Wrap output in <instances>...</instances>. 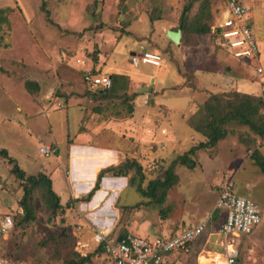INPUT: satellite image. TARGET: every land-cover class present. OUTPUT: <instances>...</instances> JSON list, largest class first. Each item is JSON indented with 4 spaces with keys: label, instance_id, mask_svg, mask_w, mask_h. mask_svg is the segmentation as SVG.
Wrapping results in <instances>:
<instances>
[{
    "label": "rangeland",
    "instance_id": "1",
    "mask_svg": "<svg viewBox=\"0 0 264 264\" xmlns=\"http://www.w3.org/2000/svg\"><path fill=\"white\" fill-rule=\"evenodd\" d=\"M251 1L254 3V0H245L248 5ZM220 7L221 0H0V148L4 147L26 174H50L52 189L60 194L63 203L68 194L64 168H70L73 145L113 149L117 161L102 168L115 166L126 158L139 162L142 167L138 173L134 168L127 171L125 175L128 179L132 176L128 182L133 187L129 185L120 193V201L113 203L115 206L108 203L113 197L112 188H109L103 203L92 208V213L87 216L79 214L86 205L84 201L71 197L68 206L56 207L49 198L46 185L37 184L27 198L32 217L24 220L18 204L22 195L21 180L11 173V165L6 159L0 157V214L11 213L15 221L12 230L0 240L3 255L33 264H67L87 255L88 260L82 264H106L102 249H96L94 235L102 231L99 227L112 219L117 208L120 219H116L109 237L121 233L125 219L130 222L127 225H136L131 233L143 237L164 236L166 233L157 232H174L177 228L207 221L204 233L194 241L190 252L177 255L176 260L181 264H196V256L201 253L200 263L225 264L219 253L222 249L219 236L210 237L203 251L201 247L205 237L215 233L223 220L225 211L216 209L215 203L221 186L232 180L238 194L257 204L261 216L250 234L236 239L238 264H262L264 172L251 154L264 143V137L254 134L247 124L233 117L234 112L230 110L244 99L241 98L243 95L230 91L220 97L224 108L217 114H228L223 123L227 135L216 145L197 150L192 156L196 162L193 168L177 163L174 166L176 180L165 189L159 202L134 187L140 184L145 188L150 180L162 179L164 170L177 154L206 140L186 137L184 119H180L183 114L188 115V111L187 108L180 109L179 104L189 101L188 89L175 92L167 88L146 100V91L138 90L139 86L146 84L128 77L126 88L103 98L96 95L99 87L83 79L86 70L108 75L105 67L115 58L120 69L131 67L142 74L139 78L146 81V75L154 73V86L160 81L163 86L172 85L180 77L169 54L161 55L163 62L157 68L141 63L138 57H133L130 62L131 51L136 56L147 49L167 52L173 44L167 38L166 30L179 27L183 28L182 33L185 32L181 37L183 45L184 38L190 46L201 40L210 43V30L200 37L193 34L204 25L211 29L218 19ZM249 25L253 36L256 34L258 41L262 42L264 13H258L256 20L252 19ZM263 45H260L262 52ZM219 49L215 46V50ZM221 53L227 58L225 51ZM228 57L227 64L232 66L235 59ZM179 66L188 70L180 60ZM242 69L243 73L245 69L246 75L253 77V80L247 79L249 90L261 92L262 85L254 79V68L246 65ZM161 73H164L162 80ZM188 77L194 85L192 75ZM242 79L239 77L238 81ZM25 80L37 82L39 88L29 92L24 86ZM240 89L246 88L241 86ZM139 95L142 104L137 107L151 111L150 115L153 113L156 117L152 119L150 138L149 135L140 136L141 124L139 132L133 135L136 120L125 118L129 116V108L134 110L139 103ZM155 102L161 103L158 109ZM162 104L171 107L169 119L179 132L175 137L162 130L167 126L164 121L168 112ZM95 109H100L102 114L93 115ZM138 110L141 109L137 108L136 113ZM260 111L263 113L264 107ZM204 115L200 104L186 121L190 125V119H201ZM145 118L140 115L139 123ZM120 119L127 121L123 130L114 137V132L107 135L103 122ZM83 133L86 138L79 139ZM41 144L55 146L57 156L42 155L39 152ZM260 150L264 154V144ZM160 194L161 187H157L156 197ZM120 202L132 206L124 207ZM101 209L106 211L101 213ZM113 221L114 217L111 224ZM151 229L155 232L152 233Z\"/></svg>",
    "mask_w": 264,
    "mask_h": 264
},
{
    "label": "built area",
    "instance_id": "2",
    "mask_svg": "<svg viewBox=\"0 0 264 264\" xmlns=\"http://www.w3.org/2000/svg\"><path fill=\"white\" fill-rule=\"evenodd\" d=\"M224 10L219 22L212 27L210 36L216 46L228 55L254 68V79L261 85V96L264 99V68L259 59V48L250 27L251 7L245 0H223ZM141 63L158 66L161 55L155 51H144L139 54ZM83 79L100 88H108L111 78L107 74L92 73L86 70ZM39 152L44 156L56 157L58 150L50 144H41ZM216 209L225 211L218 230L209 233L201 247L203 251L208 239L219 236L222 249L220 255L225 264H238L239 251L236 239L250 234L260 222V209L250 198L237 193L232 180L226 181L220 188ZM207 221L184 227L174 234L153 237H143L134 233H124L109 237L110 231H99L94 235V241L102 243L109 264H181L177 255L190 252L193 243L205 231ZM14 227L11 213L0 214V240ZM214 247V246H213ZM201 251V252H202ZM199 252V251H198ZM196 256V264L200 263ZM0 264H33L24 259L10 258L0 251ZM215 264V262L209 263ZM264 264V261L262 262Z\"/></svg>",
    "mask_w": 264,
    "mask_h": 264
},
{
    "label": "crops",
    "instance_id": "3",
    "mask_svg": "<svg viewBox=\"0 0 264 264\" xmlns=\"http://www.w3.org/2000/svg\"><path fill=\"white\" fill-rule=\"evenodd\" d=\"M249 6L252 7L251 8L252 16L250 18V22L252 19L256 20L258 13H260V12L264 13V0H254V3H252V1H251V2H249ZM224 9H225L224 8V2H223V0H221V7H220L218 19H217L216 23L213 26H211V29L221 19ZM211 29H210V31H211ZM168 30H172V29H168ZM168 30H166V36H167ZM180 30H181V36H180L178 43L173 42L167 36V38L173 44L172 48H168L169 51H167V52H161L160 51L159 52L158 49H154V50H156L155 52H158L160 55L169 54V58H170L171 62H173L174 65L176 66L178 76L180 77V79H179V81L176 80L175 82H173L172 85L163 86L162 85L163 81L162 82L160 81L157 83L156 86H154L155 81H156L154 73L146 75L147 76V81H146L144 79L139 78V75L141 76L142 74L138 73L137 70H135L131 67H126L125 69H120L119 66L115 63L114 57H113L114 59H112V61H111L113 63L107 65L105 67V71L108 72L109 76L111 74H114V73L124 74L127 77H130L132 80L144 82L146 85H143V86H145L147 88H151L149 95H148L147 91L145 90L146 91V98H145L146 100H148V98L150 96L152 98V94L162 93L164 90H167V88H169V90H172L175 92L179 91V90H183V88L188 89L187 95L190 97L189 101L187 102L188 105L186 104V102L179 104L180 109L187 108L186 111H188V115L183 114V116L181 117L180 120L184 119L183 122H184V125L186 127L185 129L187 131L186 137L188 139L193 138V137H197V138L201 139L204 137L200 133L195 131L187 123L186 119L192 113H195L196 109L198 108V105L202 104L210 95L218 94V93H225V92L231 91V92H238L240 94L261 96V92L254 93L252 90H249L250 86L247 84V79L253 80V77L251 75H249V76L246 75L245 69H244V73L242 72V70H243L242 67H246V64H244V62L235 59V62H233L232 66L229 63L227 64V62H229L228 54H227V58H225V57H223V54L221 53V52H224L223 49L220 48L218 51L215 50L216 44H215V42H213V40L210 43H208L207 41L201 40L200 42H197V44H195V46H190V45H187V43L185 42V38H184V45H183L181 43V37H182V34L185 32L182 33L183 29H181V28H180ZM187 34H190V33L188 32ZM205 34H193V35L200 37V36H204ZM254 38L259 45V51H260L259 59H260L262 66L264 68V49H263V52L260 49V45L262 43L264 44V39L262 40V42L258 41V39H257L258 37L256 36V34H255ZM147 51H148V49H147ZM131 52L132 53L130 54L131 55L130 60L127 58L130 62L133 61V59H132L133 57H138L140 54L139 53L136 56L135 55L136 53L134 51H131ZM179 60H180V62H183L187 66L188 70L180 68ZM162 62H163V60L161 58L160 64L156 67L157 68L160 67ZM226 66H228V67L226 68ZM225 69H226V71H225ZM122 72H124V73H122ZM189 75H192V77L194 79V85H192V83H190L191 81L188 77ZM163 76H164V73H161L160 74L161 80L163 79ZM239 77H243L244 79L238 81ZM143 86H141V87H143ZM241 86H245L246 89H240ZM141 87L139 86L138 90ZM99 89H101V88L99 87ZM140 97L141 96L139 95V98H138L139 103H136L134 110L131 111L129 113V116L127 115L125 118L128 119V117H129V119L134 118L136 120V125H135L136 128L134 130L133 135L136 136L137 132H139V127L141 124L142 130H140V136L143 138L144 135H146V136L149 135V138H150L152 131H153V124H154L152 119H155L156 117L154 116L153 113H152V115H150L151 111L143 110V108L137 107L138 104H142ZM155 103H156L155 107L158 109V105L161 103H157V102H155ZM183 104H186V106L181 107ZM162 105H165V104H162ZM151 106H152V104H151ZM165 107L168 109V112L166 115L167 119L164 121L167 124V126L165 125L164 122H162L161 124L165 125L164 127L162 126L163 127L162 130L164 131V133L169 134V136L173 135V137H175L176 136L175 133L177 132V134H178L179 132H178L177 128L173 126L171 119H169L170 118L169 112L171 110V107H168L167 105H165ZM137 108L141 109L142 111L138 110V112L136 113ZM100 112H101L100 109H95L93 115H97V116L101 115L102 113H100ZM79 113L81 116L82 112L80 111ZM140 115L142 116V119H143V117H146V118L144 121L139 123L138 120H139ZM162 117H163V113H162ZM125 118H123V119H125ZM123 119H120L118 121L111 120V121L103 122L102 126H105V128L107 130L106 134L109 135V133H110L112 135V133L114 132L115 133V134H113V137H114V135L116 136V134L120 130H123L124 125L127 123V121H124ZM95 122H96V120H95ZM137 123H138V127H137ZM179 136H180V134H179ZM85 138L86 137L84 136V133L81 134V137H79V139H85ZM169 140H172V138ZM263 144H260L256 148V149H258L259 153L262 156H264V154L261 153L260 147ZM76 148H81L82 150L85 151L84 155H89V156H92L96 153V151L103 150V149L111 150L116 154V152L113 149H110L107 147H102V146L98 147L96 145H93V146L73 145L71 148V151H70V161H69V167L70 168H64L65 169V171H64L65 181H66V185H65L66 188L65 189H67L65 191L68 193V194L66 193L67 199L64 201V203L61 202L60 194L55 192L59 196L60 204L62 206H64L66 204V202L68 201V199H70L71 197L72 198H80V197L84 196L85 194H87L92 189V187L95 185L96 178H97V175L100 172V170L104 169V168H98L97 170H95L94 175H90V173H92L94 168H89V169L88 168H74V165H73V155L74 154L73 153H74V150H76ZM44 174H46V173H44ZM49 176H50V174H49ZM129 185H131V184L128 182L127 175L115 176L111 172L105 173L101 177V181L99 183V188L94 191V193L91 196L89 201H84L86 205L83 207L82 210H80L79 214L87 216L88 214L92 213V211H93L92 208L100 206L101 203H103L105 197L109 193V188H112L113 197L108 201V203L111 206H115V204H113V203L120 201V193ZM101 191H105V194L101 198L96 199L98 193ZM138 203H140V202H138ZM120 204L124 207L125 206H127V207L132 206V205H123L121 202H120ZM135 204H137V203H135ZM135 204H133V205H135ZM115 209L116 210H115L114 215H113V217H114L113 223L111 224V222H110L113 219V217H112V219L107 220V222L104 225H101L99 227L102 231H111L113 228H115L116 219H120V213H119L120 210L117 208H115ZM105 211L106 210L101 209V213H103ZM87 218H89V217H84V219H87ZM129 223L130 222L127 219H125L123 221V223L121 225V232L131 233L132 228H135L136 225L135 224L127 225ZM146 224H148V221L146 222ZM184 227L185 226H183L181 228H177L176 231H174V232H172V230H171L169 232H166V231L159 232L158 231L157 233L158 234L159 233H166L165 236H167V235L174 234L175 232L183 229ZM151 232L154 233L155 230L151 229Z\"/></svg>",
    "mask_w": 264,
    "mask_h": 264
},
{
    "label": "trees",
    "instance_id": "4",
    "mask_svg": "<svg viewBox=\"0 0 264 264\" xmlns=\"http://www.w3.org/2000/svg\"><path fill=\"white\" fill-rule=\"evenodd\" d=\"M184 15V10H183ZM182 15V16H183ZM183 29V28H181ZM209 26L204 25L201 26L196 33L197 34H205L209 31ZM0 70L2 68L0 67ZM111 85L108 88H101L97 91L98 97H110L116 94L118 90H122L126 88L128 77L124 74H111ZM25 88L31 92L32 89H38L39 86L37 82L33 80H25L24 81ZM236 95H243L241 98L244 99L238 101L237 106L232 108L230 111L234 112L233 117L239 120L243 124H247L249 128L260 137H264V112L262 113L260 110L264 107V99L262 96H251L247 94H240L238 92H234ZM222 95H226L224 93L212 94L210 95L203 103L202 108L205 111V115L201 119L195 120L194 118L190 119L191 127L200 133L206 140L198 141L195 144H192L188 150L181 154H177L168 164L166 169L164 170V177L162 179H154L150 180L147 186L144 188L140 184L135 186L136 190L139 191L146 197H154L158 201L162 200L164 196L165 189L172 186L176 180V174L174 172V166L177 163H180L187 168H193L196 165L193 154L199 149H204L208 147H212L216 145L217 141L223 137H225L228 133L226 127L223 123L227 120L228 114H217L224 108V104L221 101ZM129 112L133 111L132 108H129ZM255 163L259 166L260 170L264 172V156H262L258 149H254L251 154ZM0 157L6 159V161L11 165L10 171L11 173L21 180L22 186V195L18 201L19 206L23 211V219L29 220L32 217V210L27 202L28 196L32 192V188L35 185L43 183L46 185V191L49 195V198L53 200L54 205L56 207L62 206L59 201V196L55 193L51 186L50 178L42 173L38 172L37 174H26L25 171L17 164L16 159L9 155L8 151L5 148H0ZM131 168L135 169V173L140 172L141 165L139 162L135 160H130L128 158L124 159L121 163L113 166H108L104 169H101L97 175L95 185L92 189L85 194L84 196L78 198L81 201H89L94 191L99 188V183L101 181V177L107 173L111 172L113 175H125L127 171ZM129 181L132 180V176L129 177ZM161 187V194L156 197V188ZM71 200L68 199L65 206L69 204ZM160 202V201H159ZM13 219L14 215L12 214ZM15 223V221H14ZM124 234L121 232L119 235ZM97 250L102 249L105 257L106 254L103 250L102 243L97 244ZM5 255V254H4ZM88 260V256L81 257L77 261H69L67 264H82L84 261ZM106 264L108 263V258L106 257Z\"/></svg>",
    "mask_w": 264,
    "mask_h": 264
},
{
    "label": "bare ground",
    "instance_id": "5",
    "mask_svg": "<svg viewBox=\"0 0 264 264\" xmlns=\"http://www.w3.org/2000/svg\"><path fill=\"white\" fill-rule=\"evenodd\" d=\"M73 154L74 168H94L90 175H94L95 170L98 168H102L117 161L116 154L113 151L107 149L98 150L94 155L89 156L84 155L85 151L81 148H76ZM104 194L105 191L99 192L96 199L101 198Z\"/></svg>",
    "mask_w": 264,
    "mask_h": 264
},
{
    "label": "water",
    "instance_id": "6",
    "mask_svg": "<svg viewBox=\"0 0 264 264\" xmlns=\"http://www.w3.org/2000/svg\"><path fill=\"white\" fill-rule=\"evenodd\" d=\"M167 36L173 42L178 43L179 42V39H180V36H181V30H180V28H178L176 30H168L167 31ZM140 89L146 90L147 93H148V95L150 94L151 88H147V87L143 86Z\"/></svg>",
    "mask_w": 264,
    "mask_h": 264
}]
</instances>
